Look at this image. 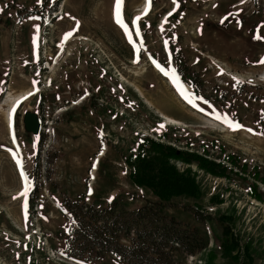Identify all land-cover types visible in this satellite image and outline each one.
I'll use <instances>...</instances> for the list:
<instances>
[{"label":"rangeland","instance_id":"obj_1","mask_svg":"<svg viewBox=\"0 0 264 264\" xmlns=\"http://www.w3.org/2000/svg\"><path fill=\"white\" fill-rule=\"evenodd\" d=\"M116 2L0 0V264H116L64 255L60 203L155 200L147 141L177 154L164 211L208 242L174 264H264V0H123L127 32Z\"/></svg>","mask_w":264,"mask_h":264},{"label":"trees","instance_id":"obj_2","mask_svg":"<svg viewBox=\"0 0 264 264\" xmlns=\"http://www.w3.org/2000/svg\"><path fill=\"white\" fill-rule=\"evenodd\" d=\"M144 147L140 146L142 153L152 154L139 158L141 160L131 176L141 171V176L152 179L155 183L147 185L156 199L135 209L119 208L115 199L108 200L102 207L84 199H63L60 205L68 222L64 239L66 257L93 263L102 255L111 254L116 264H174L175 256L193 255L206 248L207 239L196 227H189L164 211L171 188L179 183L170 178L174 176V170L164 157L176 156V151L171 146L153 141H147ZM198 164L205 169L199 161ZM154 169L156 180L151 174ZM229 246L224 243L222 249L227 250ZM246 260L248 264L251 261L247 255Z\"/></svg>","mask_w":264,"mask_h":264},{"label":"snow or ice","instance_id":"obj_3","mask_svg":"<svg viewBox=\"0 0 264 264\" xmlns=\"http://www.w3.org/2000/svg\"><path fill=\"white\" fill-rule=\"evenodd\" d=\"M147 3V8L150 9L151 7V0H146ZM174 5L177 4V0H173ZM122 5H123V0H117L116 2V13H115V18H116V22L125 29V31L127 32V26L124 24L123 22V18H122ZM146 14V13H145ZM139 19V18H137ZM225 19H227V17H225ZM129 39H131V36L129 35ZM256 39H262V37H260L259 35L256 36ZM261 63H264V60L260 61ZM159 67V65H157ZM166 75L168 73H165ZM172 75H173V82L178 84V80L176 79L175 76V69L172 70ZM183 94V92H182ZM31 95V93L29 94ZM27 97H25L26 99ZM187 98V97H186ZM189 102L191 103V100H189ZM19 103V101L17 102ZM13 111H15V108H13ZM11 118V117H10ZM231 127V125H229ZM238 127H242V125H238ZM17 163H20L19 160H17ZM25 180H27V177L25 176ZM21 195H27V190H25L23 193H21Z\"/></svg>","mask_w":264,"mask_h":264},{"label":"water","instance_id":"obj_4","mask_svg":"<svg viewBox=\"0 0 264 264\" xmlns=\"http://www.w3.org/2000/svg\"><path fill=\"white\" fill-rule=\"evenodd\" d=\"M23 123L26 131L38 134L40 131V119L33 111H26L23 115Z\"/></svg>","mask_w":264,"mask_h":264},{"label":"bare ground","instance_id":"obj_5","mask_svg":"<svg viewBox=\"0 0 264 264\" xmlns=\"http://www.w3.org/2000/svg\"><path fill=\"white\" fill-rule=\"evenodd\" d=\"M138 49V48H137ZM139 50V49H138ZM135 53H136V50H135ZM139 53V52H138ZM137 53V54H138ZM135 56H136V54H135ZM139 61V57H138V55H137V57L134 59V63L136 64L137 62ZM28 92V91H27ZM29 94V93H28ZM26 95V93L23 95H20L19 97H15L14 98V102H13V104L14 103H16V102H18L19 100H20V98H22L21 96H25ZM161 112V111H160ZM162 114H163V117L164 118H166L167 119V121L168 122H170V124L171 123H173V124H177V121H176V119H174V118H171V117H169V116H167L165 113H163V112H161ZM169 124V123H168ZM17 160H19V159H17ZM20 161V160H19ZM19 165H21V164H19ZM24 175V174H23ZM25 176V175H24ZM24 191V190H23Z\"/></svg>","mask_w":264,"mask_h":264}]
</instances>
